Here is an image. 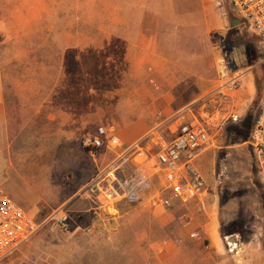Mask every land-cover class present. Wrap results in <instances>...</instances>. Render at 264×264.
<instances>
[{"label": "rangeland", "instance_id": "obj_1", "mask_svg": "<svg viewBox=\"0 0 264 264\" xmlns=\"http://www.w3.org/2000/svg\"><path fill=\"white\" fill-rule=\"evenodd\" d=\"M0 7V47L26 54L25 66L31 78L44 83L45 97L59 81L65 115L63 155L55 135L41 136L42 177L55 175L53 182H41L39 192L38 182L19 181L23 192L15 194L12 181L0 177L39 224L28 240L0 256V264H264V192L247 138L237 134L246 131V117L258 113L264 98L263 56L248 19L232 15L242 20L232 26L227 0H0ZM140 31H158L159 38L142 39ZM21 32L28 38L15 35ZM221 57L230 70L252 79L253 97L243 107L218 92ZM170 64L194 73L192 86L176 88L181 99L192 98L178 111L148 102L149 92L163 81L154 69L163 67L164 73ZM201 81L203 95L195 86ZM232 112L238 121L229 118ZM193 116L208 122L210 135L196 160L205 178L200 196L169 207L152 204L167 195L153 159L139 201L104 203L90 191V178L112 152L104 148L91 157L81 145L85 135L112 126L121 133L123 148L138 142L153 158ZM133 169L128 163L124 174ZM60 211L67 216L63 224L57 221ZM183 211L191 217L188 227L178 219ZM192 231L200 238L191 237ZM225 236L237 241V249L229 251Z\"/></svg>", "mask_w": 264, "mask_h": 264}, {"label": "built area", "instance_id": "obj_2", "mask_svg": "<svg viewBox=\"0 0 264 264\" xmlns=\"http://www.w3.org/2000/svg\"><path fill=\"white\" fill-rule=\"evenodd\" d=\"M231 11L248 19L258 35V48L263 56L264 65V0H227ZM242 74L228 68L225 59L218 60L217 75L220 85L218 92L224 96L227 91L235 90ZM229 118L236 122L239 114L232 112ZM254 156L259 173V180L264 188V99L255 118L252 130L247 140ZM210 144L208 122L193 116L190 120L180 123L174 138L158 149L153 158L138 142L128 148H123L122 140L112 126H100L94 134L85 135L81 139L82 147L91 157L98 155L100 150L108 149L112 158L98 169L90 178L88 187L100 202L123 200L137 202L141 198L143 185L147 178L145 170L153 159L154 167L163 172L164 190L167 195L157 201L164 207H169L174 201L183 202L187 198L200 196L205 190V178L196 164V160ZM128 163H133V171L125 175ZM178 219L182 226L191 224L190 214L183 211ZM67 216L60 211L57 221L65 223ZM38 222L25 210L5 188L0 184V256L17 248L28 240L38 229ZM191 237L200 235L190 232ZM224 239L229 251L237 249V241Z\"/></svg>", "mask_w": 264, "mask_h": 264}, {"label": "crops", "instance_id": "obj_3", "mask_svg": "<svg viewBox=\"0 0 264 264\" xmlns=\"http://www.w3.org/2000/svg\"><path fill=\"white\" fill-rule=\"evenodd\" d=\"M0 9L2 10L3 7H0ZM7 12L8 7L5 5L4 14H7ZM159 33L158 31H140L137 36H142V39H158ZM15 35L20 38H28L23 32ZM9 36L10 34L4 36V38ZM141 44L143 45L142 48H145V44L141 42L140 47ZM154 45V50L160 48L159 42ZM11 51L10 47L4 49L0 47V177L5 176L12 181L13 186H15L13 188L15 194L18 191L23 192L22 187L17 182H30L31 180L34 183L38 182L37 190L40 192L41 187L39 185L41 182L49 183L55 180V175H53L52 180L49 177H42L44 175L41 172L39 159L42 157V147L40 145L44 143V140L41 136L46 135L48 138L49 135H55L57 145L60 140L61 154L63 155L65 142L64 97H59L57 94L59 89L58 80L53 81L51 92L49 90V93H47L48 89H46L45 97L43 95L45 92H41L44 83L40 79L31 78L32 70L30 67L25 66L27 62L26 54H12ZM21 51L25 50L21 49ZM155 54L158 57L162 56L160 52ZM159 69H154V72H157V76L162 78L163 81L155 86L157 88H154L152 93L149 92L151 96L148 102L153 104V107L158 105L160 109L165 111L171 107L172 110L177 111L188 108L192 102L191 95L188 96L187 91H185L184 94L186 95L181 99V93L176 88L192 86L194 73H191L188 67L179 64L168 65L167 71L164 73ZM196 77L201 78L200 75H196ZM242 78V86L239 89L227 91L226 93L230 99L235 97L234 100L243 107L251 101L253 93L251 88L252 79L249 73L243 74ZM45 82L46 85L44 86L48 87L49 82ZM195 86L199 87L201 95L206 92L204 82H196ZM172 104H175V106ZM157 111L160 110L157 109ZM36 130V135L39 137H34ZM116 132L120 136L121 133L118 130ZM122 133L124 134V132ZM139 133L140 131L136 132V135ZM47 142L50 143L51 141L47 140ZM34 144H37V146L34 147ZM48 149L52 148L49 147ZM46 157H50L49 154ZM57 158H59L58 155ZM34 159H37L35 163ZM50 159H54L53 156ZM34 167H36V173ZM10 170H12L11 173H9ZM47 186L48 184L46 185L48 194L50 187ZM49 201H51V198L45 200L44 203L48 204Z\"/></svg>", "mask_w": 264, "mask_h": 264}, {"label": "trees", "instance_id": "obj_4", "mask_svg": "<svg viewBox=\"0 0 264 264\" xmlns=\"http://www.w3.org/2000/svg\"><path fill=\"white\" fill-rule=\"evenodd\" d=\"M229 14L232 16V15H235V13H233L232 11H229ZM258 38V37H257ZM264 99V98H263ZM263 101V100H262ZM262 103V102H261ZM259 110H260V108H259ZM259 112V111H258ZM258 114V113H257ZM257 114L251 119V116L250 115H248V117H246V126H247V129H246V131L244 132V133H237L238 135H241V136H243V138H247V140H248V138H249V135H250V132H251V130H252V127H253V124H254V121H255V118H256V116H257ZM237 127L236 126H232V128H231V131L232 132H234V133H236V131H235V129H236ZM260 185H261V187H262V189H263V192H264V188H263V186H262V184L260 183Z\"/></svg>", "mask_w": 264, "mask_h": 264}, {"label": "water", "instance_id": "obj_5", "mask_svg": "<svg viewBox=\"0 0 264 264\" xmlns=\"http://www.w3.org/2000/svg\"><path fill=\"white\" fill-rule=\"evenodd\" d=\"M241 21H242V20H241L240 18H237L236 16H232V17L230 18V23H231L232 26H234V25L240 23Z\"/></svg>", "mask_w": 264, "mask_h": 264}]
</instances>
